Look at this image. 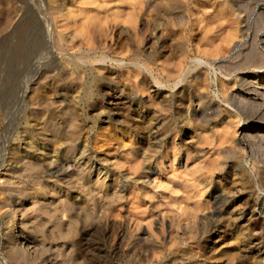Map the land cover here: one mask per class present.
<instances>
[{"label": "rangeland", "instance_id": "rangeland-1", "mask_svg": "<svg viewBox=\"0 0 264 264\" xmlns=\"http://www.w3.org/2000/svg\"><path fill=\"white\" fill-rule=\"evenodd\" d=\"M22 1L0 0V264H264V0H43L56 33L136 16L51 59Z\"/></svg>", "mask_w": 264, "mask_h": 264}, {"label": "bare ground", "instance_id": "bare-ground-1", "mask_svg": "<svg viewBox=\"0 0 264 264\" xmlns=\"http://www.w3.org/2000/svg\"><path fill=\"white\" fill-rule=\"evenodd\" d=\"M242 1V0H241ZM15 2V1H14ZM245 2V1H244ZM22 3H25V5L24 6H26V8L28 9V12L30 13V14H28L27 13V15L26 16H22V18H21V20H20V24H21V21L23 20L24 21V23H22V25H24L25 24V27H23L24 29H23V31L25 30H28L29 28H32L31 26L32 25H35L36 26V28H37V30L40 32V34H42V37L44 38V40H45V43H46V48H47V52L45 53L46 54V56H45V59L47 58V57H49L50 59L51 58H55V56H56V53H55V49H54V45H53V41H54V34H56L57 35V40H58V42H60V43H63V42H65L66 44L64 45L65 47L67 46V47H69V48H71L72 47V45H71V43L72 44H74L73 42H74V39L75 38H82L83 40V43L82 44H85V45H87V48L88 49H90V50H93V49H98V46L95 44L96 42H98L97 40H96V38L97 39H102V35H103V37L104 38H106L105 37V35H106V30L108 29L109 30V28H108V26H109V20H110V16H112L113 15V17L112 18H114V19H122V20H124V21H130V23H134V18L136 19V16L133 14V10L131 9V12L130 11H128V13L126 12V13H124L125 15L123 16L124 18H120L122 15H121V13H119V12H121V11H119V9L117 10V12H115V11H112V13L110 14V15H108V14H102V12L101 13H97V12H95L94 14H91L90 12H89V14L87 13V12H83V14L81 15L82 17H81V19H79V20H74V17L76 18V16L78 15L77 13L78 12H80L78 9V11H76L75 12V15H74V17H73V21L74 22H71V23H74V24H71L72 25V27L75 25V24H77V25H75V27L76 28H74V30H72L73 32L71 33V32H69L70 30H68L70 27V23L68 22V20L70 19V17H72L73 15L72 14H74V11L72 12V11H69V13H71L72 12V14H69V13H66V20H64V18H63V24H62V26H61V28H62V30H60L59 32H53V28H52V23H51V19H50V14L52 13V15H53V12H52V5L50 6L49 5V7L50 8H48V6L46 7L45 6V2L43 1V0H24V2L22 1ZM21 3V4H22ZM50 3H52L51 1H50ZM55 3V2H54ZM234 3V2H233ZM237 3V2H236ZM47 4V3H46ZM49 4V3H48ZM239 4V3H238ZM241 4V3H240ZM245 4V3H244ZM244 4H241V6L242 5H244ZM20 5V4H19ZM240 5H238L237 7H239ZM241 6H240V8H241ZM246 6V5H245ZM23 7V6H22ZM157 7V6H156ZM18 8V7H17ZM20 8V7H19ZM243 8V7H242ZM81 9V8H80ZM83 9V8H82ZM85 9V8H84ZM240 11L241 9H238L237 8V10L236 11ZM246 10V9H245ZM67 11V12H68ZM82 11H85V10H82ZM88 11V10H87ZM93 11H95V10H93ZM119 11V12H118ZM244 11V10H243ZM264 11V10H263ZM87 13V14H86ZM55 14V13H54ZM135 14H136V12H135ZM264 14V13H263ZM64 15V14H63ZM79 16H80V14H79ZM135 16V17H134ZM8 17H12V16H8ZM7 17V18H8ZM170 17V16H169ZM240 17V19H243V17L242 16H239ZM13 18V17H12ZM11 18V19H12ZM55 18H57V16H56V14H55ZM69 18V19H68ZM180 19V18H179ZM8 20H10V19H8ZM14 20V19H13ZM53 20V19H52ZM134 20V21H133ZM61 21V20H60ZM59 21V22H60ZM77 21H80L79 23L77 22ZM111 21H112V19H111ZM120 21V20H119ZM133 21V22H132ZM57 22V21H56ZM58 22V23H59ZM62 22V21H61ZM122 22V21H121ZM257 22V21H256ZM10 23V22H9ZM240 23V22H239ZM238 23V24H239ZM56 24V23H55ZM21 25V26H22ZM59 25H61L60 23H59ZM243 25V24H242ZM255 25V24H254ZM18 26H20V25H18ZM18 26H17V28H18ZM55 26V25H54ZM57 26V25H56ZM109 27H111V26H109ZM60 29V28H59ZM72 29V28H71ZM35 30V29H34ZM54 30H56V29H54ZM112 30V29H111ZM242 30V29H241ZM36 31V30H35ZM34 31V32H35ZM57 31V30H56ZM98 33V35L99 34H101L100 35V38H98V37H96V34ZM107 33H108V31H107ZM240 33V32H239ZM238 33V34H239ZM28 34V32L26 33V32H24L22 35H23V39H21V40H24L25 41V38H27L26 37V35ZM238 34H237V36H238ZM37 35V34H36ZM33 36V35H32ZM19 37V36H18ZM31 38V37H30ZM231 38V37H230ZM78 40V39H77ZM103 40V39H102ZM102 40H100V41H102ZM23 41V42H24ZM73 41V42H72ZM104 41V42H103ZM102 42L103 43H105L106 41H105V39L103 40ZM116 42V41H115ZM59 43V44H60ZM76 44H77V42H75ZM55 44V43H54ZM81 43H80V45H82ZM98 44V43H97ZM106 44V43H105ZM71 45V46H70ZM79 45V46H80ZM100 45H101V43H100ZM58 45H56V47H57ZM60 46V45H59ZM77 47H78V45H76ZM104 47V46H103ZM121 47H123V46H121ZM64 47L62 46V49H63ZM69 48H67V49H69ZM76 48V47H75ZM79 48V47H78ZM102 48V47H101ZM106 48V47H105ZM108 48V47H107ZM65 49V48H64ZM104 49V48H103ZM110 49H111V47H110ZM121 49V48H120ZM69 50H72V48L71 49H69ZM64 51V50H63ZM117 51V50H116ZM57 52V51H56ZM62 52V51H61ZM123 52H124V50H123ZM119 53V52H118ZM60 54V53H59ZM62 54V53H61ZM105 54V53H104ZM81 56V55H80ZM105 56V55H104ZM57 57V56H56ZM78 57V56H77ZM100 57V56H99ZM87 58V57H86ZM96 58V57H95ZM94 58V59H95ZM109 58V57H108ZM48 59V58H47ZM101 59H103V61H104V59L105 58H101ZM79 60L81 61V60H83L84 61V63H85V60L83 59V56H81V57H79ZM87 60V59H86ZM48 61V60H47ZM55 61V60H54ZM98 61V60H97ZM102 60L100 61V62H102V63H104ZM133 61V60H132ZM71 62V61H70ZM79 62V61H78ZM91 62H92V60H91ZM81 63V62H80ZM95 63V62H94ZM97 63H99V61L97 62ZM123 63V62H122ZM121 63V64H122ZM138 63V62H137ZM79 64V63H78ZM240 64V63H239ZM51 66V65H50ZM35 67H37V66H35ZM34 67V68H35ZM38 68V67H37ZM43 68V67H42ZM146 68V67H145ZM37 72V71H36ZM31 80H32V77H31ZM31 80H30V82H31ZM161 83V82H160ZM176 84H177V82H176ZM27 85H28V83H27ZM28 87H29V85L27 86V88H25L26 90H24V92H27V89H28ZM75 89V88H74ZM226 89V88H225ZM224 89V90H225ZM77 91V90H76ZM111 96V99H113V100H120V98L118 97V96H116V95H114V94H111L110 95ZM118 102V101H117ZM98 139V138H97ZM98 141V140H97ZM62 174V173H61ZM66 179V178H65ZM86 231V230H85ZM85 231H83V236L85 235V234H87V232H85ZM91 233V232H90ZM24 240H25V242H27L28 244H31V242H33L35 239L33 238V237H29V236H24V238H23ZM82 240V239H81ZM80 243H79V245H81V246H83L82 245V241H79ZM22 244V243H21ZM92 244H89L87 247H85V249L89 252V250H91L92 249ZM14 249V248H13ZM26 249V248H25ZM82 249V248H81ZM14 252V251H13ZM24 252H26V251H24ZM20 255V251H18L17 250V257ZM20 259V258H19ZM9 264V263H8Z\"/></svg>", "mask_w": 264, "mask_h": 264}]
</instances>
